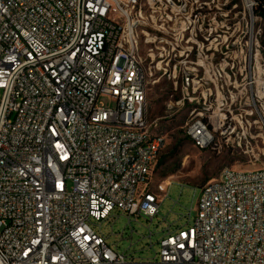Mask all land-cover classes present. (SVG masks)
I'll list each match as a JSON object with an SVG mask.
<instances>
[{
  "label": "built area",
  "instance_id": "obj_1",
  "mask_svg": "<svg viewBox=\"0 0 264 264\" xmlns=\"http://www.w3.org/2000/svg\"><path fill=\"white\" fill-rule=\"evenodd\" d=\"M244 1L252 13L258 0ZM198 3L0 0V264H264V166L225 167L201 186L193 224L169 226L153 258L121 252L90 224L115 209L153 219L168 196L170 178L151 187L167 136L150 121L147 95L161 76L180 85L171 109L191 104L185 134L199 149H216L227 132L230 141L235 122L264 125V44L248 30L234 54H245L244 69L229 46L188 45ZM143 37L165 43L150 61ZM244 72L245 113L228 109L225 94Z\"/></svg>",
  "mask_w": 264,
  "mask_h": 264
},
{
  "label": "rangeland",
  "instance_id": "obj_2",
  "mask_svg": "<svg viewBox=\"0 0 264 264\" xmlns=\"http://www.w3.org/2000/svg\"><path fill=\"white\" fill-rule=\"evenodd\" d=\"M198 4H201L202 8L193 11V13L191 10L192 18L185 25L186 27L187 25L191 28L195 27L197 32L196 38H193V41L188 45H194L195 41L200 44L203 42L205 52L208 47H211L210 52H213L212 48L220 49L221 46L226 52V46H229L228 60L230 62L232 60L240 61L241 65L239 66L244 69L245 54L237 58L234 57V54H236V50L244 46L245 40L250 34L248 30L251 28L260 42L264 44V19L255 15L254 10L251 13L245 9L244 0H199ZM199 11L201 18L194 23V16ZM150 33L151 38L159 34L153 29ZM244 36L246 37L244 38ZM187 38L188 34L184 37V41ZM207 38L209 39L207 40ZM214 38L217 40H213ZM236 39L240 41L237 45ZM142 42V53L147 56L149 61L148 54L152 53L150 49L154 48L155 51L160 52L161 49H156L155 45L165 44L145 43L144 37ZM165 53H168V49ZM220 55H222L220 52L216 53L214 61H218ZM193 57L195 58V56ZM258 59L263 60L264 54L258 56ZM254 70L256 72L255 79L258 80L257 73L260 70L258 63H255ZM238 76L240 84L242 82L239 87L234 88L230 85L228 89L225 88V94L228 97L227 108L237 109V112L240 109L245 113L250 109L248 104H253L251 88L248 85L247 88L243 87L245 82L242 78L245 76V72L239 73ZM233 81L234 79H232ZM248 82H250L249 79ZM180 95V85L176 90L167 76H161L159 81L151 84L147 95L150 121L153 123V127L157 126L158 132L167 136L166 146L161 153L164 161L156 163L154 167L151 181L152 190H156L159 181L168 178L173 180L168 196L160 204L159 214L153 219L141 216L129 220L126 213L115 209L108 219L90 220L92 227L104 233L111 246L116 248L115 245L118 243V249L121 252L128 251L138 260L154 257L159 248L158 241L168 233L169 226L171 230H175L178 227L193 224L197 216L195 207L201 194V186L210 180L218 179L223 168L253 169L264 166V125L260 127L259 123H253L252 127L247 128L246 124L240 127V124L235 122L237 130L231 135L230 141H228L230 132H227L226 135L220 137V144L216 149H199L185 134V125L192 109L191 104H186L180 110L169 107L170 101L178 99ZM101 101L109 103V99L106 97H102ZM262 104H264V100H262ZM259 113L263 115L262 111ZM255 118V120H259L261 116L256 112ZM237 134H246L250 143L247 146L243 143L240 146L237 142L233 144L232 140Z\"/></svg>",
  "mask_w": 264,
  "mask_h": 264
},
{
  "label": "trees",
  "instance_id": "obj_3",
  "mask_svg": "<svg viewBox=\"0 0 264 264\" xmlns=\"http://www.w3.org/2000/svg\"><path fill=\"white\" fill-rule=\"evenodd\" d=\"M255 15H260L264 18V0H258V4L254 8ZM164 161L163 157L160 155L157 163H162Z\"/></svg>",
  "mask_w": 264,
  "mask_h": 264
}]
</instances>
